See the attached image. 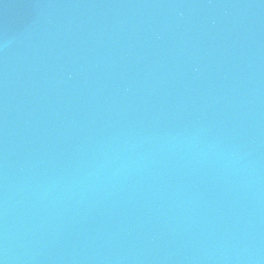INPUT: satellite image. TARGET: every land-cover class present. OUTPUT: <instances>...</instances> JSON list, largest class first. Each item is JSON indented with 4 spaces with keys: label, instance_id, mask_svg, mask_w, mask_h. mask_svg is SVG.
I'll use <instances>...</instances> for the list:
<instances>
[{
    "label": "water",
    "instance_id": "water-1",
    "mask_svg": "<svg viewBox=\"0 0 264 264\" xmlns=\"http://www.w3.org/2000/svg\"><path fill=\"white\" fill-rule=\"evenodd\" d=\"M0 264H264V0H0Z\"/></svg>",
    "mask_w": 264,
    "mask_h": 264
}]
</instances>
